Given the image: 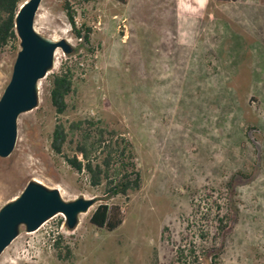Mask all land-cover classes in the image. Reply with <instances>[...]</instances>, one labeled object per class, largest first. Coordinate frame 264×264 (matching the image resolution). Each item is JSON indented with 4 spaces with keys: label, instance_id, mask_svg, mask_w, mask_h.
Returning <instances> with one entry per match:
<instances>
[{
    "label": "rangeland",
    "instance_id": "rangeland-1",
    "mask_svg": "<svg viewBox=\"0 0 264 264\" xmlns=\"http://www.w3.org/2000/svg\"><path fill=\"white\" fill-rule=\"evenodd\" d=\"M65 1L77 27L92 29L93 53ZM34 27L73 50L56 51L38 107L19 117L15 148L0 158V210L32 181L95 203L73 230L62 214L36 232L22 227L0 264H171L191 244L201 264L208 248L220 264H264V0H43ZM19 51L20 40L0 54V99ZM64 64L76 91L62 121L99 120L134 146L142 185L127 197L93 188L51 148V76ZM101 204L121 208L117 230L91 223ZM218 214L232 217L223 233Z\"/></svg>",
    "mask_w": 264,
    "mask_h": 264
},
{
    "label": "trees",
    "instance_id": "trees-1",
    "mask_svg": "<svg viewBox=\"0 0 264 264\" xmlns=\"http://www.w3.org/2000/svg\"><path fill=\"white\" fill-rule=\"evenodd\" d=\"M126 4L128 0H117ZM236 2L238 0H221ZM24 0H0V54L10 45L19 42L16 31V16L24 4ZM64 9L72 26V32L78 40L83 41L87 51L93 53L91 46L92 29L86 25L78 28L76 12L69 1H65ZM76 49L75 52H78ZM75 71L69 64L62 65L58 73L51 76L50 98L56 113V125L52 134L51 148L55 154L64 158L67 164L78 173H85L93 188L105 186L108 197H127L131 192L140 190L141 174L135 162L133 144L114 130H108L103 123L95 119L78 120L68 126L62 116L69 109L68 97L74 94ZM71 152V155L67 151ZM221 209L220 205H217ZM219 233L230 227L232 217L228 214L217 215ZM121 208L101 204L91 217V223L109 232L117 230L123 224ZM57 257L61 261L71 259L70 247L63 246L62 237L55 241ZM211 257L209 264H220L219 253L214 248L205 250ZM171 264H201L200 254L194 244L188 249L178 247L175 261Z\"/></svg>",
    "mask_w": 264,
    "mask_h": 264
},
{
    "label": "water",
    "instance_id": "water-1",
    "mask_svg": "<svg viewBox=\"0 0 264 264\" xmlns=\"http://www.w3.org/2000/svg\"><path fill=\"white\" fill-rule=\"evenodd\" d=\"M42 1H26L16 16L20 51L0 99V158L9 157L15 148L19 117L38 107L39 84L54 69L56 51L62 49L69 55L73 50L66 40L55 41L36 32L35 18ZM94 203L85 198L68 202L58 189L30 182L20 196L0 210V256L20 235L22 227L28 233L36 232L48 220L62 214L73 230L79 216Z\"/></svg>",
    "mask_w": 264,
    "mask_h": 264
},
{
    "label": "built area",
    "instance_id": "built-area-1",
    "mask_svg": "<svg viewBox=\"0 0 264 264\" xmlns=\"http://www.w3.org/2000/svg\"><path fill=\"white\" fill-rule=\"evenodd\" d=\"M43 226H44V225H42V227H43ZM42 227H41V228H42Z\"/></svg>",
    "mask_w": 264,
    "mask_h": 264
}]
</instances>
